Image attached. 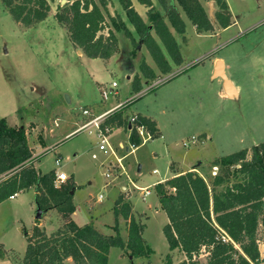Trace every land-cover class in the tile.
Returning a JSON list of instances; mask_svg holds the SVG:
<instances>
[{"label": "rangeland", "instance_id": "obj_1", "mask_svg": "<svg viewBox=\"0 0 264 264\" xmlns=\"http://www.w3.org/2000/svg\"><path fill=\"white\" fill-rule=\"evenodd\" d=\"M199 1L213 23V30L198 32L173 0L185 22V32L178 34L165 20L177 40L185 67L173 77L167 73L144 82L142 92L129 90L126 76L130 69L125 64L108 68L100 58L77 54L66 27L55 18L59 6L67 1L64 4L61 0L51 1L47 17L29 27L15 22L0 1V117H6L12 126L25 128L32 153L40 155H37L39 162L36 165L39 170L55 171L58 167L55 159L61 158L60 167L69 176L66 183L75 187L72 197L75 210L71 219L76 224L84 225L92 216L95 227L110 234L116 223L120 235L126 239L129 220L121 216L115 219L113 211L110 212L115 201L121 199L129 203L135 220L146 227L143 237L153 249L148 258L130 260L128 250L112 247L108 264H164L166 255H170L173 263L183 260L184 254L180 250L169 252L162 231L167 217L159 206L155 182L169 174L171 166L184 169L190 165H194L192 171H197L209 182L218 170V167H212L214 159L264 141V0H226L231 22L235 20V23L221 32L219 38L217 34L221 27L214 17L217 5L213 0ZM153 3L156 9L165 13L157 0ZM109 15L108 12L106 22L116 35L118 52L130 55L134 48L131 39L123 30L112 26ZM238 33L239 37L242 36L243 49L259 44L252 55L244 56L243 62H238L241 58L238 39L223 44ZM151 34L159 42L154 31ZM135 40L137 46L132 57L137 58L139 70L143 59L140 46L145 45L138 35ZM217 56L223 57L228 66L230 64L228 76L240 87L239 95L234 98L220 96L217 80H211L209 76V62ZM148 61L154 65L150 54ZM203 63L207 64L202 67ZM195 71H201L202 76H197ZM139 73L140 70L131 72L130 85ZM96 78H101L107 85L115 81L116 98L102 100L101 84H96ZM158 78L162 82L144 92ZM65 94L71 97L72 103L65 101ZM129 99L124 113L145 116L146 109L150 110L159 120L163 135L160 137L155 133L143 144L139 140L137 148L130 152L119 146V143L130 145L127 133L121 129L111 130L107 139L116 155L124 156L126 175L115 173L107 179L104 161L115 163L114 157L105 156L96 149L97 156L93 158L89 149L98 137L84 130L75 131L99 110L118 100ZM84 109H88L91 115L83 114ZM69 134L71 136L66 137ZM192 136L197 139L195 143L190 142ZM184 141H189L190 145L183 146ZM129 180L138 187H148L150 195L142 200ZM99 194L103 196L100 200ZM35 211L32 186L0 204V238L9 252L8 260L3 257L0 264H17L23 259L26 238L22 230L32 228ZM41 218L38 219L39 225L47 233L65 221L54 209L48 210ZM257 238L260 254L264 257L263 224L258 226ZM194 259L205 263L206 251L202 249Z\"/></svg>", "mask_w": 264, "mask_h": 264}, {"label": "trees", "instance_id": "obj_2", "mask_svg": "<svg viewBox=\"0 0 264 264\" xmlns=\"http://www.w3.org/2000/svg\"><path fill=\"white\" fill-rule=\"evenodd\" d=\"M12 19L29 27L47 17L54 0H0ZM55 13L56 21L65 26L69 41L89 58L108 59L118 52L117 38L106 22L110 0H66ZM164 14L156 9L153 0H137L147 8V21L133 7L131 0H118L129 23L152 57L158 73L142 59L141 75L131 81V90L138 92L143 83L171 72V63L183 61L172 27L178 34L185 32V22L173 0H157ZM217 5L215 20L221 28L232 24L226 0H213ZM198 32L213 30V23L199 0H176ZM112 26L123 30L131 39L135 55V37L119 13L109 15ZM168 20V23L166 20ZM106 31V32H105ZM151 31L159 39L153 37ZM175 75H172L173 77ZM126 106L111 112L104 123L113 128L127 127ZM137 122L147 126L154 135L158 132L154 120L137 114ZM131 143L139 144L135 133ZM32 149L23 126L8 124L0 117V203L29 187L34 188V203L42 215L54 209L65 219L56 230L47 233L38 219L28 231L23 229L26 249L17 264H108L112 247L128 250L130 260L148 258L153 249L143 237L145 225L131 214L129 203L118 199L113 206L115 219L129 220L127 238L120 235L117 224L112 233L100 232L90 221L78 225L71 219L75 210L72 183L55 185V171L39 172L33 165ZM217 172L208 182L197 171H186L157 183L160 208L167 217L162 231L170 251L179 249L184 259L173 263L166 255L164 264H202L197 256L207 253L203 264H264L257 229L264 225V141L242 148L213 160ZM0 246V258L4 257ZM71 262V263H70Z\"/></svg>", "mask_w": 264, "mask_h": 264}, {"label": "crops", "instance_id": "obj_3", "mask_svg": "<svg viewBox=\"0 0 264 264\" xmlns=\"http://www.w3.org/2000/svg\"><path fill=\"white\" fill-rule=\"evenodd\" d=\"M132 1V4H133V7L135 8V10L140 14V16L143 18V20L144 21H146V17H147V14H146V12H147V8L143 5V4H140V3H138L137 2V0H131ZM110 5V6H109ZM110 7V8H109ZM107 8H108V12H109V14L110 15H115V13H119L120 14V16H121V18H122V20L125 22V24H126V27L128 28V30L133 34V36L134 37H136V33H135V31H134V28H133V26L129 23V21H128V19H127V17L125 16V13H124V11L122 10V8H121V6L119 5V3L118 2H116V1H114V0H111V2H109V4H108V6H107ZM234 21V22H233ZM235 23V20H232V24H234ZM231 24V25H232ZM230 25V26H231ZM230 26H228L227 28H221V30H220V32L217 34V38H219L220 37V35H221V32H223V31H225V30H227ZM249 29V28H248ZM253 29V28H252ZM245 30H243L242 32H244ZM254 31V30H253ZM239 34L240 33H238V34H236V35H233L232 37H230V38H228L223 44H228V43H230L233 39H238L239 41H236V42H238V46L240 47V48H238V52H239V55H240V60H238V62H243V59H244V56L245 57H247V56H249V55H252V53L256 50V46L257 45H259V44H256V46L255 47H249V48H245V49H243V47L244 46H242V43H241V40H242V36L241 37H239ZM231 40V41H230ZM145 49V50H144ZM123 51V50H122ZM126 54L125 55H121L119 52H116L114 55H112L110 58H108V59H102L103 61H104V64H105V66H108V68L109 67H120V64L121 65H123V64H125V66H126V68L130 71V74L129 75H127L126 77H127V79H128V81H129V90L131 91V85H130V78H131V72H139V70H138V68H137V64H138V60H137V58L136 57H132V55L130 54L129 55V53L128 52H125ZM77 54L79 55V56H82V55H84V53L82 52V50L81 49H79V48H77ZM140 54L142 55V58L147 62V64L154 70V71H156V73H158V69H157V67H156V65H155V63H154V65H152L149 61H148V55H149V53H148V51H147V49H146V47H141L140 46ZM85 56V55H84ZM234 57V56H233ZM235 58V57H234ZM92 59H96V58H92ZM101 59V58H100ZM198 60V59H197ZM197 60H195V61H197ZM217 60H221L222 62H223V71H224V73L227 75V77L229 78V76H228V73H227V68L230 66V64H229V66H228V64L225 62V60H224V58L222 57H214V59L213 60H211L210 62H209V64H210V67H209V76H210V78H211V80H217V86H218V93L220 94V96H227L226 95V92L224 91V88H223V85H222V80L220 79V78H218V77H215L214 76V70H215V64H216V61ZM170 63H171V72L168 74V75H170V74H176V73H178V72H180L181 70H183L184 69V65H183V61H182V63L180 64V65H175L174 63H172L171 61H170ZM207 64V63H206ZM205 64V65H206ZM204 65V63H203V65H201L202 67H204L205 66ZM132 66H134V68L132 69L131 67ZM198 66H200V65H198ZM200 66V67H201ZM199 67V68H200ZM198 68V67H197ZM197 68H195L194 70H196ZM229 68H231V67H229ZM111 70V69H110ZM195 73H197V71H195ZM99 74L100 75H104V73L102 72V71H100L99 72ZM189 74V72L187 73V75ZM139 75H141V73H139ZM93 76L95 77L96 75H94L93 74ZM101 76V77H102ZM197 76H202L201 75V71H199L198 73H197ZM189 77V76H188ZM202 78V77H201ZM100 79V80H99ZM230 79V78H229ZM231 80V82H232V84H233V86H234V88H235V90H236V94H237V96L239 95V86H238V84H236V83H234V81H232V79H230ZM95 82H96V84H98V86L100 85V84H105L106 82L105 81H103L101 78H96L95 79ZM146 90V89H145ZM142 91V90H141ZM118 101H120V100H118ZM118 101H116L114 104H110L108 107H106L105 109H103V110H99L98 111V113H102V112H104V111H106V110H109V109H112L115 105H116V103L118 102ZM123 101V100H122ZM70 102L72 103V99H71V97H70ZM92 104H95V106H96V103L95 102H92ZM76 108V107H75ZM96 108H97V106H96ZM99 109V108H98ZM144 114H145V116L146 117H148V118H150V119H152V120H154L155 121V123H156V127H157V129H158V132H157V135H160V137H162V129H161V124H160V122H159V120L155 117V114H153V112H151L150 110H148V109H146V111L144 112ZM124 115H127L126 113H124ZM127 116H129V115H127ZM143 116V115H142ZM116 129H121V130H123L124 132H126L127 133V135H128V137H129V133H128V126L127 127H119V128H114L112 131H115ZM60 144V143H59ZM120 144H122V143H119V145ZM58 145V144H57ZM50 146H48V148H49ZM57 147V146H56ZM55 148V147H54ZM97 149V142H95V143H93L92 145H91V147H90V151H91V155L94 153V151ZM59 154H61V153H59ZM40 156L39 155V153H34V154H32V158L33 159H35L34 161H33V165H34V167L39 171V172H41V173H45V172H42L41 170H39L38 169V167L36 166L37 165V163L39 162V160L37 159V157L38 156ZM200 163V162H199ZM194 165H190L189 167H186V168H184V169H176L175 167L174 168H172V166H171V171H170V173L169 174H167L164 178H162L161 180H157L156 182H155V185L157 184V183H160V182H163V181H166L167 179H169L170 177H172V176H174V175H177V174H180V173H184L185 171H189V170H193V167ZM62 167V166H61ZM60 167V169L61 170H63L62 168ZM194 170H196V169H194ZM63 171H65V170H63ZM66 172V171H65ZM33 190H34V188H33ZM22 192V191H21ZM21 192H19V193H16L12 198H8V199H14L16 196H18ZM7 199V200H8ZM7 200H5V201H7ZM5 201H3V202H5ZM3 202H1V203H3ZM0 203V204H1ZM160 206V205H159ZM112 207V206H111ZM110 212H112V209H110ZM74 213V212H73ZM73 213L71 214V215H73ZM42 219V218H41ZM93 219V217L91 216L90 217V219H89V221H87L86 223H89L91 220ZM85 223V224H86ZM146 228V227H145ZM145 230V229H144ZM144 232V231H143ZM0 246H1V248L4 250V259H6V260H8L7 258H8V254H9V252H8V250L4 247V244H3V242H1V238H0ZM179 250V249H178ZM169 252H170V250H169ZM3 258H0V261L1 260H4Z\"/></svg>", "mask_w": 264, "mask_h": 264}, {"label": "built area", "instance_id": "obj_4", "mask_svg": "<svg viewBox=\"0 0 264 264\" xmlns=\"http://www.w3.org/2000/svg\"><path fill=\"white\" fill-rule=\"evenodd\" d=\"M160 82H162V80L159 78L158 80L152 81L148 85L146 90H144V92H147V89L152 88L153 86L159 84ZM99 90H100V95H101L102 100H107L109 97L116 98V95L118 94L117 83L115 81H112L108 85L101 84V86L99 87ZM130 100L131 99L126 100V101H118L112 109L106 110L102 113H96L87 122L79 126V128L75 131L77 132L79 130H84V131H87L88 133H95V135L98 137L97 149H99L105 156L111 155L114 157L115 163H113L112 161H106V160L104 161V163L107 164L106 172L104 173L107 179L112 178V176L115 175V173L126 175V171L123 165L124 156H120V157L117 156L115 153V150L111 147L107 139V136L112 132L111 130H113L114 128L109 126L108 124H105L104 121H105V118L111 112H113L116 109L121 108L122 106H126ZM82 112L86 116L91 115V112L88 109H84ZM127 130H128L129 136L132 133H135L137 135V137L141 141L140 144L145 143L146 141L151 139L153 136V134L149 131L146 125L140 124L137 122V114H133L128 117V129ZM69 136H71V134H69L66 137H69ZM196 141H197L196 137L192 136L190 142L195 143ZM190 142L184 141L183 146L190 145ZM119 146L123 149H126L127 151L133 152L137 148L138 145L134 143H130L129 146H124L123 144H120ZM96 156L97 155L95 153L92 154L93 158H96ZM60 163H61V158L57 157L55 159V164L58 166L57 169L55 170V180H54L55 185L64 184L69 179L68 174L65 171L60 169ZM129 181H130V184L135 188V190L139 192L140 198L142 200H145L150 195L151 192L148 187H138L131 180ZM12 197L13 196H11L10 198ZM102 197H103L102 194H99L98 200H100Z\"/></svg>", "mask_w": 264, "mask_h": 264}, {"label": "water", "instance_id": "obj_5", "mask_svg": "<svg viewBox=\"0 0 264 264\" xmlns=\"http://www.w3.org/2000/svg\"><path fill=\"white\" fill-rule=\"evenodd\" d=\"M65 2H66V0H61L62 4H64ZM214 76L218 77L222 80V85H223L224 91L226 92V95L229 98H234L237 95L236 90H235L231 80L227 77V75L223 71V62L221 60L216 61ZM65 101L67 103L70 102V97L67 94H65ZM138 169H140V167H138ZM71 192L73 193V191H71ZM41 217H42L41 210L39 208H36L35 219H41Z\"/></svg>", "mask_w": 264, "mask_h": 264}]
</instances>
